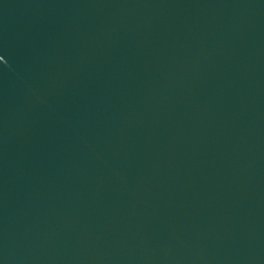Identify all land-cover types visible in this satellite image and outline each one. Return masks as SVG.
Returning a JSON list of instances; mask_svg holds the SVG:
<instances>
[{
    "label": "water",
    "instance_id": "1",
    "mask_svg": "<svg viewBox=\"0 0 264 264\" xmlns=\"http://www.w3.org/2000/svg\"><path fill=\"white\" fill-rule=\"evenodd\" d=\"M0 264H264V0H0Z\"/></svg>",
    "mask_w": 264,
    "mask_h": 264
}]
</instances>
